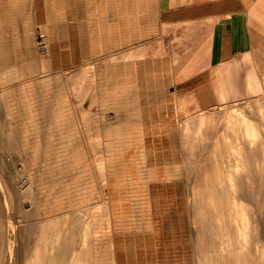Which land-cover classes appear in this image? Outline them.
Returning a JSON list of instances; mask_svg holds the SVG:
<instances>
[{
    "label": "rangeland",
    "instance_id": "1",
    "mask_svg": "<svg viewBox=\"0 0 264 264\" xmlns=\"http://www.w3.org/2000/svg\"><path fill=\"white\" fill-rule=\"evenodd\" d=\"M78 1L65 32L0 26V264L12 225L10 264H264V99L182 115L164 1L131 0L125 52Z\"/></svg>",
    "mask_w": 264,
    "mask_h": 264
},
{
    "label": "crops",
    "instance_id": "2",
    "mask_svg": "<svg viewBox=\"0 0 264 264\" xmlns=\"http://www.w3.org/2000/svg\"><path fill=\"white\" fill-rule=\"evenodd\" d=\"M163 1L171 22L184 26L185 48L172 68L173 94L182 115L264 99V0ZM66 4L82 17L78 0H0V26L19 35L14 42L20 43L39 25L47 24L51 31V18L60 21L54 30L65 32ZM130 9L131 0L106 1L109 49L120 47L115 35L121 32L122 51L129 50ZM153 9L157 11V0ZM81 27L77 33L82 34Z\"/></svg>",
    "mask_w": 264,
    "mask_h": 264
},
{
    "label": "bare ground",
    "instance_id": "3",
    "mask_svg": "<svg viewBox=\"0 0 264 264\" xmlns=\"http://www.w3.org/2000/svg\"><path fill=\"white\" fill-rule=\"evenodd\" d=\"M103 92V91H102ZM101 92V93H102ZM100 93V94H101ZM104 93V92H103ZM103 96H105V94L103 95ZM103 99H104V97H103ZM104 101V100H103ZM102 101V102H103ZM100 102V101H99ZM85 103V102H84ZM106 103V102H105ZM103 104V103H102ZM124 115V114H123ZM123 115H121V116H123ZM126 115V114H125ZM123 118H124V116H123ZM119 120H121L120 118H119ZM105 124V123H104ZM109 124V123H108ZM111 126H112V124H111ZM0 190H1V194H2V197L4 198V201H6V194H5V192H4V188H3V186H2V183L0 182ZM7 203V202H6ZM3 209H2V204H1V202H0V217H2L3 216ZM10 224H12V223H10ZM12 227H14L13 225L12 226H10V228H8V230H9V234H8V245H7V258H8V261H7V263L8 264H10L12 261H11V259H12V257H13V255H14V251H15V245H14V241H13V239H12V235H11V233H10V231L12 230ZM4 253V248H3V245H0V255H2Z\"/></svg>",
    "mask_w": 264,
    "mask_h": 264
}]
</instances>
